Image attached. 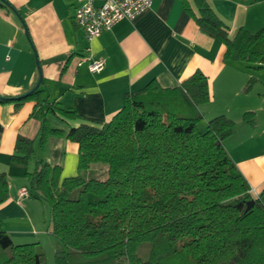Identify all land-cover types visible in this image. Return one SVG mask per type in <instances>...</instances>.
<instances>
[{
  "label": "trees",
  "instance_id": "1",
  "mask_svg": "<svg viewBox=\"0 0 264 264\" xmlns=\"http://www.w3.org/2000/svg\"><path fill=\"white\" fill-rule=\"evenodd\" d=\"M181 1L202 31L226 45V59L264 68V26L240 27L231 37L208 0ZM41 86L0 94V102L45 104L39 137L19 133L12 161L28 165L36 142L44 149L51 135L79 145L77 175L62 178L61 166L44 159L26 174L32 194L50 207L49 230L64 245L55 264H264V201L249 191L224 145L235 122L219 114L199 129V105L211 99L206 74L196 70L176 86L154 78L126 92L109 120L47 102ZM48 115L70 129L52 126ZM243 117L255 125L252 112ZM97 163L107 165L105 178L92 175ZM9 196L4 171L0 204ZM0 264H46L45 251L39 242L15 243L0 218Z\"/></svg>",
  "mask_w": 264,
  "mask_h": 264
},
{
  "label": "crops",
  "instance_id": "2",
  "mask_svg": "<svg viewBox=\"0 0 264 264\" xmlns=\"http://www.w3.org/2000/svg\"><path fill=\"white\" fill-rule=\"evenodd\" d=\"M7 1L13 8L0 4L1 95L29 91L39 79L41 66L47 102L109 120L123 106L126 92L154 78L163 86H176L200 70L208 76L211 91L210 101L199 105L200 123L207 125L219 114L235 122L224 145L264 201V68L226 59V45L202 31L181 0H154L135 19L121 20L91 42L75 22L77 0ZM208 2L228 25L231 37L240 27L256 32L264 26V0ZM89 46L93 58L104 60L100 71L89 68ZM251 78L253 86L245 91ZM44 111L45 104L36 106V100L19 106L14 101L0 102V174L7 173L10 188L9 198L0 204V218L15 243L39 242L56 253L64 245L49 230L50 207L32 194L26 174L36 160L44 159L61 166L62 178L77 175L79 145L65 135H51L44 149L36 142L28 165L11 159L19 133L39 137ZM245 112L253 113L254 126L244 120ZM48 119L54 127L70 129L55 116ZM23 188L29 196L21 195Z\"/></svg>",
  "mask_w": 264,
  "mask_h": 264
},
{
  "label": "built area",
  "instance_id": "3",
  "mask_svg": "<svg viewBox=\"0 0 264 264\" xmlns=\"http://www.w3.org/2000/svg\"><path fill=\"white\" fill-rule=\"evenodd\" d=\"M154 0H77L74 19L84 31L85 38L91 42L105 29H111L123 19H135L142 12L150 8ZM89 53V68L92 72L104 68L102 58H93L91 46L87 47ZM83 59H81L80 63ZM249 191L257 196L256 189L250 186ZM22 196H29L26 188L21 191Z\"/></svg>",
  "mask_w": 264,
  "mask_h": 264
},
{
  "label": "rangeland",
  "instance_id": "4",
  "mask_svg": "<svg viewBox=\"0 0 264 264\" xmlns=\"http://www.w3.org/2000/svg\"><path fill=\"white\" fill-rule=\"evenodd\" d=\"M206 126H207L206 123L203 121L202 123L199 124V129L201 131H205L206 130ZM106 168H107L106 164L97 163L93 167L94 171H93L92 175L96 176V177L105 178L107 176ZM46 217H47V221H48L49 218H48V213L47 212H46ZM44 251H45L46 264H55V253H51V250H48L47 248L46 249L44 248Z\"/></svg>",
  "mask_w": 264,
  "mask_h": 264
},
{
  "label": "water",
  "instance_id": "5",
  "mask_svg": "<svg viewBox=\"0 0 264 264\" xmlns=\"http://www.w3.org/2000/svg\"><path fill=\"white\" fill-rule=\"evenodd\" d=\"M42 80H43V71H42L41 66H40V76H39V79H38L37 83L35 84V86L33 88H31L29 91H27L26 94H30L35 89H37L40 86Z\"/></svg>",
  "mask_w": 264,
  "mask_h": 264
}]
</instances>
